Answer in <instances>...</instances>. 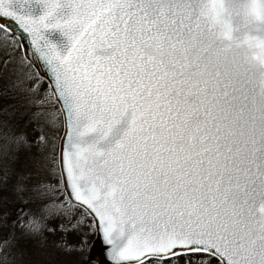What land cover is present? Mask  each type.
<instances>
[{
    "label": "snow or ice",
    "instance_id": "1",
    "mask_svg": "<svg viewBox=\"0 0 264 264\" xmlns=\"http://www.w3.org/2000/svg\"><path fill=\"white\" fill-rule=\"evenodd\" d=\"M9 39L50 74L63 133L57 149L50 110L0 86L19 101L0 106L2 264L57 230V247L85 254L84 215L107 246L88 264H264V0H0L6 53ZM34 144H52L62 191L26 183Z\"/></svg>",
    "mask_w": 264,
    "mask_h": 264
},
{
    "label": "rangeland",
    "instance_id": "2",
    "mask_svg": "<svg viewBox=\"0 0 264 264\" xmlns=\"http://www.w3.org/2000/svg\"><path fill=\"white\" fill-rule=\"evenodd\" d=\"M8 51L7 53L3 48H0V86L8 81H19L20 86L16 89L11 90V94L23 98L25 95H32L35 99V105L31 106L30 110L35 111L36 109H49L50 119L52 121V126L47 127L46 133L50 140L56 144L58 149L59 136L62 135V123L61 115L56 111L54 107L53 97L49 91L46 83L40 79L34 70L27 64L24 60H21L20 56L13 57L11 54L17 51L18 41L8 40ZM21 51V50H20ZM5 61H9L7 64ZM35 83V87L33 86ZM17 99L0 97V106L16 105L18 104ZM11 112L12 109L10 108ZM21 111H25L21 109ZM20 118V112L15 113V116L9 117V122L12 123L16 119ZM5 117L0 115V121L4 120ZM36 124H27L24 131L30 140L34 139L38 132L35 130ZM3 133V128L0 127V135ZM2 143V140H0ZM52 155V144H49L42 151L35 144L32 147L30 153H21V160L27 159L29 167L25 169L26 172L30 173L26 183L29 187H32L40 182L56 185V191H62V184L60 183L59 170L57 159L55 163H52L48 159ZM43 165V167H41ZM55 173V177L53 176ZM20 206V202L11 197V203L7 206L9 211H13ZM75 211V210H70ZM2 215V211H0ZM13 219L15 217H12ZM79 227L83 232L88 233L87 239L89 241V247L91 246L95 235L94 226L89 227L91 220L84 216H78ZM53 225H59L60 220L50 221ZM67 223V221H65ZM10 229L0 227V238L7 236ZM18 234V233H17ZM64 233L57 230L55 235L45 232L43 236L37 237L34 240L28 241L27 243L23 240L19 244L13 247L11 254L9 255L8 264H81L86 260L88 250L85 254H80L77 252H66L63 248L57 247V244L61 241ZM67 241L69 243L75 244L80 239V235L74 231H69L67 233ZM7 251V249H5ZM23 251V256L18 255ZM2 255V254H0ZM197 256H193L192 264H200V261L196 259ZM173 261H178L179 264H188L187 257L184 259L177 258L172 259ZM2 264V262H0ZM167 264V261H164Z\"/></svg>",
    "mask_w": 264,
    "mask_h": 264
},
{
    "label": "water",
    "instance_id": "3",
    "mask_svg": "<svg viewBox=\"0 0 264 264\" xmlns=\"http://www.w3.org/2000/svg\"><path fill=\"white\" fill-rule=\"evenodd\" d=\"M11 23H12V27L16 28L17 32L19 33L20 30H19L18 26L15 25L14 22H11ZM9 31H11V29H10ZM17 41H18V40H17ZM21 52H22V50H21ZM25 62L29 64V62H28L27 60H25ZM29 65H30V64H29ZM30 66H31V65H30ZM31 68H32V69L35 71V73L37 74L36 69H35L34 67H32V66H31ZM41 70H42V72L45 73V77H44L42 80L45 81V83L48 85V87H49V89H50V91H51V87H50V84H49V77H50V74L47 73V69H46V68H42ZM37 76L41 79V76H40L39 74H37ZM53 100H54V99H53ZM61 117H62V116H61ZM62 119H63V117H62ZM62 133H63V131H62ZM58 148H59V145H58ZM58 169H59V171H60V161H59V157H58ZM62 189H63V185H62ZM17 208H18V207H17ZM89 217H90V216H89ZM90 218H91V217H90ZM106 247H107V246L104 245V244H102V243L100 242V240L95 236V238H94V240H93V242H92V244H91V246H90V251H88L87 259H86V261H85L84 263H82V264H88V257H91V259H92L93 262L99 261ZM189 254H196V253H189ZM176 257H178V256H176ZM172 258H175V257H172Z\"/></svg>",
    "mask_w": 264,
    "mask_h": 264
},
{
    "label": "trees",
    "instance_id": "4",
    "mask_svg": "<svg viewBox=\"0 0 264 264\" xmlns=\"http://www.w3.org/2000/svg\"><path fill=\"white\" fill-rule=\"evenodd\" d=\"M86 216V215H85ZM87 217V216H86ZM195 257V256H194Z\"/></svg>",
    "mask_w": 264,
    "mask_h": 264
}]
</instances>
